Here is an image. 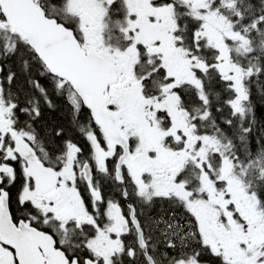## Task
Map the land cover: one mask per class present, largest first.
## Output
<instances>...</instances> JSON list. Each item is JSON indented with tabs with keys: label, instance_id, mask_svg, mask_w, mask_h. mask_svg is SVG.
<instances>
[{
	"label": "snow or ice",
	"instance_id": "snow-or-ice-1",
	"mask_svg": "<svg viewBox=\"0 0 264 264\" xmlns=\"http://www.w3.org/2000/svg\"><path fill=\"white\" fill-rule=\"evenodd\" d=\"M0 264H264V0H0Z\"/></svg>",
	"mask_w": 264,
	"mask_h": 264
}]
</instances>
